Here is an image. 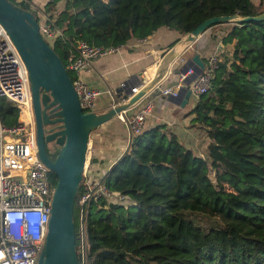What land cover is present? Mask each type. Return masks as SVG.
<instances>
[{
    "label": "trees",
    "instance_id": "1",
    "mask_svg": "<svg viewBox=\"0 0 264 264\" xmlns=\"http://www.w3.org/2000/svg\"><path fill=\"white\" fill-rule=\"evenodd\" d=\"M7 1L38 22L29 0ZM63 1L50 17L60 35L45 42L71 81L67 60L76 42L120 48L161 28L181 38L211 18L264 13V0ZM220 44L231 53L217 56L187 125L143 129L103 176V188L126 201L88 205L84 264H264V21L230 25ZM17 119L18 110L0 99V123L13 127ZM197 135L203 154L192 148ZM80 193L81 184L76 249Z\"/></svg>",
    "mask_w": 264,
    "mask_h": 264
},
{
    "label": "built area",
    "instance_id": "2",
    "mask_svg": "<svg viewBox=\"0 0 264 264\" xmlns=\"http://www.w3.org/2000/svg\"><path fill=\"white\" fill-rule=\"evenodd\" d=\"M20 1L15 0L16 3ZM38 32L44 41H52L60 35L53 25V20L46 14L41 15V20H38ZM146 39L135 40V43L142 45ZM118 49L92 47L84 42L74 44L73 53L67 60V70L73 75L71 84L83 113H96L97 101L103 95L108 99V109L126 102L117 99L114 92L90 88L81 77L84 72L89 71L92 62L110 56ZM218 62L216 55L206 60L202 72L187 87L190 97L196 99L207 91L209 80ZM190 75L192 71L188 70L183 75H179L173 87H159L158 84L152 92L163 99L175 98L178 90L183 87V81ZM126 88V83L118 86L119 90ZM130 92L135 95L139 89L131 88ZM0 99L18 110L17 125L4 127L0 123V264H36L46 234L49 204L54 187L50 183L51 173L38 160L36 154L27 73L1 27ZM138 104L139 102L116 117L127 131L126 150L133 138L142 132L145 118L150 112V103ZM134 108L138 109L135 114L126 115ZM25 116L26 120H22ZM87 171L88 162L83 169L81 193L77 198L80 264H84L83 253L86 241L84 217L88 205L99 198L108 203L126 201L103 188L101 180L105 174L102 178L93 181L88 178Z\"/></svg>",
    "mask_w": 264,
    "mask_h": 264
},
{
    "label": "water",
    "instance_id": "3",
    "mask_svg": "<svg viewBox=\"0 0 264 264\" xmlns=\"http://www.w3.org/2000/svg\"><path fill=\"white\" fill-rule=\"evenodd\" d=\"M262 21L264 13L246 18L236 15L211 18L183 36L180 42L190 45L212 26H238ZM0 27L6 33L27 73L37 158L56 181L49 204L46 234L36 264H80L81 252L75 248L73 205L86 164L89 135L151 93L177 58L175 51L169 50L161 59L152 78L144 74V85L137 80V94L132 95L128 85L124 90L115 91L117 95L123 93L124 96L119 100L126 102L101 114L83 113L66 70L40 36L38 22L32 13L7 0H0ZM188 70L192 71V75L183 81V87L178 90L177 96L164 98L178 108L186 106L190 98L187 87L203 70V62L197 55L183 64L175 74L183 75ZM46 111L53 120L48 121ZM54 124L59 125L58 131L44 136L42 127ZM49 143L58 147L52 160L48 158L44 148V145Z\"/></svg>",
    "mask_w": 264,
    "mask_h": 264
},
{
    "label": "crops",
    "instance_id": "4",
    "mask_svg": "<svg viewBox=\"0 0 264 264\" xmlns=\"http://www.w3.org/2000/svg\"><path fill=\"white\" fill-rule=\"evenodd\" d=\"M49 2L50 0H29L30 10L36 14L38 20H41V15L45 14L48 17L55 16L64 7L63 0H56L46 13L44 8ZM225 25L228 24L206 30L194 43L184 44L179 51L177 50L178 52L175 50L181 46L182 37L180 38L175 32L158 29L147 37L144 44H136L135 40H130L112 55L92 62L89 71L84 72L81 77L90 88L114 92L116 97L118 95L115 91L119 90L118 86L121 83H126L128 88L130 86L139 89L137 80H140L141 85H144V74L152 78L161 59L173 49L177 58L168 72L163 74L159 83V87H173L179 77L175 72L194 55L203 62L211 56L230 55V46L220 44V37L228 30V26ZM154 94L155 92L147 94L138 104L150 103V112L145 118L143 129L158 125L180 127L187 125L189 120L184 117L192 109L194 98L190 97L186 106L178 108ZM119 96L123 97L124 94L121 93ZM107 110L108 99L103 95L97 101L96 113L101 114ZM137 111L138 109L134 108L126 115H133ZM126 142V128L116 118L93 131L88 139V178L93 181L102 178L124 154Z\"/></svg>",
    "mask_w": 264,
    "mask_h": 264
},
{
    "label": "rangeland",
    "instance_id": "5",
    "mask_svg": "<svg viewBox=\"0 0 264 264\" xmlns=\"http://www.w3.org/2000/svg\"><path fill=\"white\" fill-rule=\"evenodd\" d=\"M249 1L252 4L256 5L259 0H249ZM225 26H228L229 27V25H225ZM204 145L205 144L203 142H201V137H199L198 135L195 136L194 139L192 140V148L194 149L195 153L203 154V152H204V150H203ZM57 150H58V147L48 145V147H46V149H45V152H46V154H47L48 157H52L53 154H55V152ZM202 156H204V155H202ZM88 161H89V157H88V154H87L86 164H87ZM210 178L213 180L212 175H210Z\"/></svg>",
    "mask_w": 264,
    "mask_h": 264
},
{
    "label": "flooded vegetation",
    "instance_id": "6",
    "mask_svg": "<svg viewBox=\"0 0 264 264\" xmlns=\"http://www.w3.org/2000/svg\"><path fill=\"white\" fill-rule=\"evenodd\" d=\"M45 116L48 119V121H51V120L54 119L53 117L49 116L48 111L45 112ZM58 126H59L58 124H54V125H47L45 127H42L44 136H47V135H50V134H53V133L57 132L58 131V129H57ZM33 127H35L34 123H33ZM48 145L54 146L53 143H49V144H45L44 148L46 149V147H48Z\"/></svg>",
    "mask_w": 264,
    "mask_h": 264
},
{
    "label": "bare ground",
    "instance_id": "7",
    "mask_svg": "<svg viewBox=\"0 0 264 264\" xmlns=\"http://www.w3.org/2000/svg\"><path fill=\"white\" fill-rule=\"evenodd\" d=\"M183 45H184V44L182 43L181 46H179L175 51H177V50L179 51V49H180ZM178 51H177V52H178ZM22 120H26V116H25L24 118L22 117Z\"/></svg>",
    "mask_w": 264,
    "mask_h": 264
}]
</instances>
